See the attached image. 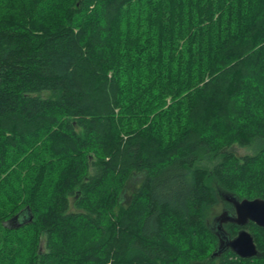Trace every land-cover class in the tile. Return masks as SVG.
I'll use <instances>...</instances> for the list:
<instances>
[{
  "label": "trees",
  "instance_id": "trees-1",
  "mask_svg": "<svg viewBox=\"0 0 264 264\" xmlns=\"http://www.w3.org/2000/svg\"><path fill=\"white\" fill-rule=\"evenodd\" d=\"M231 196L264 199V0H0V264H264L213 257Z\"/></svg>",
  "mask_w": 264,
  "mask_h": 264
},
{
  "label": "flooded vegetation",
  "instance_id": "flooded-vegetation-1",
  "mask_svg": "<svg viewBox=\"0 0 264 264\" xmlns=\"http://www.w3.org/2000/svg\"><path fill=\"white\" fill-rule=\"evenodd\" d=\"M240 199L235 198L233 196L221 199L218 205V212L212 218V221L209 222L210 228L212 229L217 238V244L215 248V250H217V253L213 255V257H216L217 260L253 258L260 255L261 252L264 251V243H257L256 238L258 240V237L254 236V232L256 233V235L262 232L264 233V226H261L252 220H247L244 223H236L235 221V203L237 200ZM240 231H247L251 234L253 241L256 245V249L258 251L257 255L252 257H241L227 245L228 242L231 239H234ZM219 244H221L220 249L217 248Z\"/></svg>",
  "mask_w": 264,
  "mask_h": 264
},
{
  "label": "water",
  "instance_id": "water-1",
  "mask_svg": "<svg viewBox=\"0 0 264 264\" xmlns=\"http://www.w3.org/2000/svg\"><path fill=\"white\" fill-rule=\"evenodd\" d=\"M236 223H244L252 220L257 224L264 226V199L263 198H242L235 203ZM236 254L241 257H252L258 254L256 245L250 233L240 231L238 235L231 239L227 244ZM221 248V244L217 247ZM217 250L213 252V255Z\"/></svg>",
  "mask_w": 264,
  "mask_h": 264
},
{
  "label": "rangeland",
  "instance_id": "rangeland-1",
  "mask_svg": "<svg viewBox=\"0 0 264 264\" xmlns=\"http://www.w3.org/2000/svg\"><path fill=\"white\" fill-rule=\"evenodd\" d=\"M231 150L238 156H242V155H245V154H251L254 152V148L252 147H239V146H232L231 147ZM219 203L216 204L210 211H209V214H208V217H209V222L212 221V218L216 215V213L218 212V208H219Z\"/></svg>",
  "mask_w": 264,
  "mask_h": 264
},
{
  "label": "bare ground",
  "instance_id": "bare-ground-1",
  "mask_svg": "<svg viewBox=\"0 0 264 264\" xmlns=\"http://www.w3.org/2000/svg\"><path fill=\"white\" fill-rule=\"evenodd\" d=\"M215 259V258H214Z\"/></svg>",
  "mask_w": 264,
  "mask_h": 264
}]
</instances>
